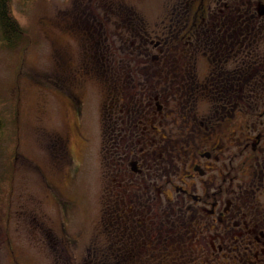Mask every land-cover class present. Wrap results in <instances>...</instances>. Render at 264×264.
Segmentation results:
<instances>
[{
  "label": "flooded vegetation",
  "instance_id": "obj_1",
  "mask_svg": "<svg viewBox=\"0 0 264 264\" xmlns=\"http://www.w3.org/2000/svg\"><path fill=\"white\" fill-rule=\"evenodd\" d=\"M86 1L57 27L101 94L89 128L68 97L105 173L87 264H264V0Z\"/></svg>",
  "mask_w": 264,
  "mask_h": 264
},
{
  "label": "rangeland",
  "instance_id": "obj_2",
  "mask_svg": "<svg viewBox=\"0 0 264 264\" xmlns=\"http://www.w3.org/2000/svg\"><path fill=\"white\" fill-rule=\"evenodd\" d=\"M82 1H10L23 39L14 47L0 41V264L88 261L87 235L100 218L104 181L99 175L105 173L102 147L93 145V137L85 143L80 135L87 134L84 127L94 118L89 110L96 115L101 94L97 84L79 81L83 77L75 72L83 53L78 38L57 27L66 23L73 5L80 10L88 4ZM143 2L135 3L145 16ZM96 36L101 42L108 38L115 57L133 58L128 35L112 31ZM68 97L89 100L83 128L76 116L81 119V113H75ZM94 175L98 188L93 192Z\"/></svg>",
  "mask_w": 264,
  "mask_h": 264
},
{
  "label": "trees",
  "instance_id": "obj_3",
  "mask_svg": "<svg viewBox=\"0 0 264 264\" xmlns=\"http://www.w3.org/2000/svg\"><path fill=\"white\" fill-rule=\"evenodd\" d=\"M10 1L0 0V41L7 47H14L23 39V31L13 18ZM2 128L0 120V134Z\"/></svg>",
  "mask_w": 264,
  "mask_h": 264
}]
</instances>
